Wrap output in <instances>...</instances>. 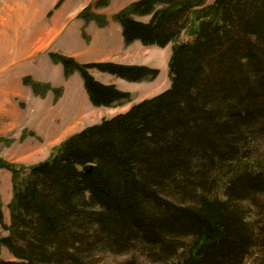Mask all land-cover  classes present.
I'll use <instances>...</instances> for the list:
<instances>
[{
  "label": "trees",
  "instance_id": "obj_1",
  "mask_svg": "<svg viewBox=\"0 0 264 264\" xmlns=\"http://www.w3.org/2000/svg\"><path fill=\"white\" fill-rule=\"evenodd\" d=\"M114 20L126 45L166 48L187 32L191 40L173 47L171 87L68 137L43 162L0 159L13 189L9 224L0 195V264H92L135 245L157 264H244L254 251L264 264V226L246 211L264 197V157L255 155L264 140V0H139ZM51 58L67 79L81 75L96 108L123 106L131 95L90 70L133 83L160 74ZM24 84L47 94L32 78ZM25 133L21 141L33 135ZM3 247L13 260L1 257Z\"/></svg>",
  "mask_w": 264,
  "mask_h": 264
},
{
  "label": "rangeland",
  "instance_id": "obj_2",
  "mask_svg": "<svg viewBox=\"0 0 264 264\" xmlns=\"http://www.w3.org/2000/svg\"><path fill=\"white\" fill-rule=\"evenodd\" d=\"M98 1L0 0L1 160L24 166L43 162L51 156L54 147L68 137L100 123L103 119L123 114L140 101L153 98L171 87L169 63L173 47L176 43L191 40L187 32L182 34L179 41L171 43L166 48L144 46L141 42L126 45L124 40L123 49L115 53L99 44L97 49H85L84 45L91 37L84 29L87 30L88 25L92 24L95 30H102L96 19L107 20V28L111 23L121 27L118 22H114V17L133 0H108L110 4L107 7H99ZM83 15L91 19L90 24L87 25L82 19ZM149 19L150 17L137 18L142 22H148ZM82 22L83 30L79 28ZM101 32V41L103 38L105 41L117 39L115 30H109L113 35L108 31ZM90 34L94 40L100 37L92 29ZM53 54L74 58L80 64L116 63L148 66L158 69L160 74L154 81L133 83L95 69L90 70L89 73L97 81L105 85H114L118 90L131 95V101L123 106L96 108L89 100L81 75L76 72L67 79L63 66L53 62L51 58ZM25 78H32V81L43 84L45 86L43 90L48 88L47 94L44 97L36 95L30 85L24 84ZM25 132L33 135L21 141V136ZM54 132H57L55 134L58 138L52 140L49 146L47 136L53 135ZM256 154L264 157L262 138L255 144ZM8 174L10 180L4 177V169H0L6 187L10 185V188L4 191V196L0 193L7 224L10 222L8 207L13 198L12 173L8 171ZM259 200H256L258 204H254L253 201L246 203L247 218L255 224L262 223L264 226V215L262 216L264 211L261 213L258 207L259 205L264 208V197H260ZM6 235L0 226V237ZM257 256L259 252L254 251L244 264H255ZM1 257L4 260L14 259L6 247L2 248ZM132 260L139 264H157L139 245L121 254L111 252L99 254L92 264H121Z\"/></svg>",
  "mask_w": 264,
  "mask_h": 264
},
{
  "label": "crops",
  "instance_id": "obj_3",
  "mask_svg": "<svg viewBox=\"0 0 264 264\" xmlns=\"http://www.w3.org/2000/svg\"><path fill=\"white\" fill-rule=\"evenodd\" d=\"M134 1H137V0H133V1H131V3L134 2ZM214 1L215 0H207V3H213ZM83 27H84V25H83V22H82V24H80L79 28H81V30H83L82 29ZM91 29L94 32L96 31L100 35V37L97 40H94L93 37L91 36V34H90ZM109 30H115L116 31L117 34H115V35L117 36V39L115 40V38H114L113 39L114 41L113 40L105 41V39L103 38V41H101V38H102V32L101 31H103V33H104L105 31L109 32ZM86 32H87V35H89L91 37V40L89 42H87V44L84 45L85 49H89V48H92V49L96 48L97 49L99 47V45L105 47V49L113 50L114 53L116 51H121L123 49L122 47H123V44H124V39H123V37H121L122 28L118 24L111 23L108 28L106 27L105 29L103 28L102 30L101 29L95 30V27L92 24H90V25H88ZM109 34H111V33L109 32ZM111 35H113V34H111ZM110 39H111V37H110ZM74 56H76V55H74ZM55 133H57V132H54L53 135L49 134L47 136L49 138V140L47 142V145L50 146L51 141L58 138V136ZM4 172H5V176L4 177L9 179L8 170H6V171L4 170ZM0 183H1L0 184V193L3 194L4 191H6V190H8L10 188V185H8L6 187L2 175H0ZM3 196H4V194H3Z\"/></svg>",
  "mask_w": 264,
  "mask_h": 264
}]
</instances>
